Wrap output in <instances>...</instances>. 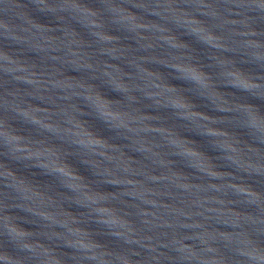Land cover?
Returning <instances> with one entry per match:
<instances>
[{"label":"water","instance_id":"1","mask_svg":"<svg viewBox=\"0 0 264 264\" xmlns=\"http://www.w3.org/2000/svg\"><path fill=\"white\" fill-rule=\"evenodd\" d=\"M0 264H264V0H0Z\"/></svg>","mask_w":264,"mask_h":264}]
</instances>
